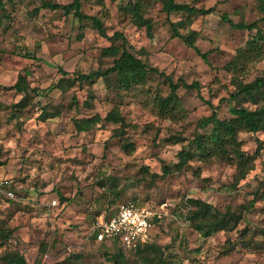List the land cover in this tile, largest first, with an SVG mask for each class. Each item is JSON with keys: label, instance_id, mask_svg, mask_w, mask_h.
<instances>
[{"label": "rangeland", "instance_id": "1", "mask_svg": "<svg viewBox=\"0 0 264 264\" xmlns=\"http://www.w3.org/2000/svg\"><path fill=\"white\" fill-rule=\"evenodd\" d=\"M42 1L3 0L0 9V174L11 179L15 194L0 196V264H9L13 251L27 264H111L104 253L116 247L95 242L91 229L98 216L107 218L128 201L163 206L165 215L151 230L153 245L140 249L152 262L162 256L169 264H264V130L239 131V145L222 148L226 153L217 150L206 160L174 166L182 148L193 150L210 104L221 119L231 116L233 106L255 108L229 95L233 79L251 81L264 69V55L241 53L257 31L264 35L259 0H175L212 8L208 14H166L159 0H143L142 14L153 23L151 38L133 23L127 0H83V13L100 18L107 36L122 32L136 57L179 84L180 105L173 112L157 110L159 96L170 90L155 73L129 89L114 75L79 82L77 75L112 65L113 58L101 51L113 41L88 19L80 29L73 13H35ZM227 20L256 26L238 29ZM169 21L180 22L183 35L197 32L195 45L206 60L172 35ZM19 76L25 92L11 88ZM112 110L123 124L103 119ZM95 115L98 122H84L87 129L76 131L75 119ZM126 142L132 149L122 147ZM238 152L255 155L234 183ZM164 165L170 173L163 174ZM189 198L231 210L241 220L232 231L204 236L188 219L194 209ZM125 251L128 261L139 263L137 253Z\"/></svg>", "mask_w": 264, "mask_h": 264}, {"label": "trees", "instance_id": "2", "mask_svg": "<svg viewBox=\"0 0 264 264\" xmlns=\"http://www.w3.org/2000/svg\"><path fill=\"white\" fill-rule=\"evenodd\" d=\"M127 1L131 8L133 23L139 27L144 26L147 36L151 38L153 36V23L150 18L144 17L142 14L143 0ZM159 1L161 2L162 10L165 11L166 14L181 11L187 13L208 14L213 11L212 8L207 10L196 9L186 4L178 3L175 0ZM82 2L83 0H71L69 3L59 4L50 0H43L38 7L34 8L35 13H37L41 8L51 10L60 9L64 14L73 13V15L80 22V29H82L84 26V24L81 22L88 19L91 21L92 27L96 29L101 36L113 41L112 44L102 48L101 51V56L113 58L112 65L105 69H97L88 73L79 74L77 75V80L81 83L84 81L93 83L96 78L108 79L110 76L114 75L118 77L121 88L129 89L131 86L144 83L148 79L149 73H155L168 81V87L170 90L167 96H159L158 101L156 102L158 107L157 110L162 112H173L174 108L180 105L176 97V90L178 89L179 84L172 82L171 77L158 70V68L148 65L140 58L136 57L129 50L127 38L122 32L115 31L111 36H107L105 27L100 18L83 13ZM258 6L262 12L261 20L264 21V0H259ZM3 8V0H0V9ZM223 18L225 19V16H223ZM229 22L231 26L238 29L252 30L256 26L255 22L248 25L242 23L235 24L231 21ZM179 23L180 22L169 21L172 35L174 37L181 38L186 45L193 48L204 60H206V54L201 53L195 45L197 32L192 30L190 34L183 35L177 29ZM114 41L118 43L116 44ZM243 49L244 50H242L241 53H252L253 58L260 59L264 55V35L257 31L256 34L251 36L246 41V47ZM232 67H236V64H234ZM63 73L65 74V72ZM232 84L234 86V90L230 93L229 99H247L253 105H255V108L248 109L244 106H233L230 107L231 116L229 118L221 119L218 117L216 109L210 104V107L212 108L210 115L201 118L198 122V130L191 141L193 150H186L182 148L177 154L178 162L175 163V167L180 168L183 165H187L188 162L195 157H197L199 160H206L210 154L217 150H222L223 153H226V151L222 148L226 149V147L228 148L239 145V140L237 138L239 131L246 130L249 132H258L264 130V69L257 72L251 81L233 79ZM182 85L186 88L197 86L196 83L190 85L182 83ZM11 88L15 89L17 92H25L27 90L25 78L23 76H19ZM207 103L209 104V102ZM179 108V110H181V107ZM45 115L46 113L42 111L41 117L44 118ZM103 119L112 123H124L123 117L116 113L115 110L109 111ZM99 120L100 118L97 115L88 118L87 120L75 119L74 127L78 132L85 131L87 128L83 124L84 122H98ZM209 126L211 127V131L206 132L205 130ZM122 147L127 150L128 148L132 149L133 145H131L129 142H126ZM253 155H247L243 152L237 153V157L235 158L236 170L233 178L234 183H237L247 174V171L251 168V166L250 168H247L246 164L253 159ZM229 157L231 158H229V160H232L234 155H229ZM162 168L163 174H168L171 171V168L167 165H164ZM188 202L194 207V209L188 215V219L192 227L204 236H208L215 231H232L237 227L239 221L241 220L240 214H237L231 210H227L225 212H221L218 209L215 210L211 204L199 198H189ZM149 240L139 244L133 250H128L139 255L140 261L138 264H169L166 258L162 256L156 258L155 261L152 262L147 254H143L140 251L142 246L153 245L148 244ZM111 246L116 247V249L112 253H104L106 259L111 262V264H133L132 262L128 261L126 258V251L117 242L112 243ZM152 247L157 248L155 246ZM9 264H27V262L25 257L20 252L13 251Z\"/></svg>", "mask_w": 264, "mask_h": 264}, {"label": "built area", "instance_id": "3", "mask_svg": "<svg viewBox=\"0 0 264 264\" xmlns=\"http://www.w3.org/2000/svg\"><path fill=\"white\" fill-rule=\"evenodd\" d=\"M0 196L15 197L11 179L1 174ZM164 215L163 206L158 208L133 201L119 203L107 218L102 215L97 217L90 235L95 242H117L124 250H133L150 239L154 223L163 219Z\"/></svg>", "mask_w": 264, "mask_h": 264}]
</instances>
